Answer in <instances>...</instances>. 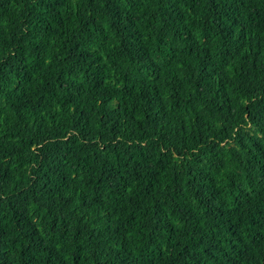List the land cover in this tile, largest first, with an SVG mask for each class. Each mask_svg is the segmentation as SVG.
<instances>
[{"label": "trees", "instance_id": "16d2710c", "mask_svg": "<svg viewBox=\"0 0 264 264\" xmlns=\"http://www.w3.org/2000/svg\"><path fill=\"white\" fill-rule=\"evenodd\" d=\"M0 264H264V0H0Z\"/></svg>", "mask_w": 264, "mask_h": 264}]
</instances>
